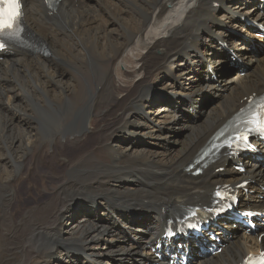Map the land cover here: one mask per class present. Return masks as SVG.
Here are the masks:
<instances>
[{
  "label": "bare ground",
  "instance_id": "6f19581e",
  "mask_svg": "<svg viewBox=\"0 0 264 264\" xmlns=\"http://www.w3.org/2000/svg\"><path fill=\"white\" fill-rule=\"evenodd\" d=\"M22 1L27 30L45 53L32 52L34 45L26 42V49L12 47L0 60V242L17 229L11 208L21 172L43 164L42 151L45 157L60 147L64 153H80L74 161L58 154L68 165L66 180L59 184L46 222L32 213L26 218L24 242L17 248L24 259L18 264H105L111 256L114 264H156L149 246L161 239L170 213L207 203L221 183L250 181L241 194L243 205L264 213L259 165L248 163L245 175L231 168L218 173L229 164L223 158L198 177L187 170L242 100L263 89L264 52L248 54V44L239 40L228 37L238 57L251 65L248 79L237 73L216 84L203 67L227 70L213 41L215 36L227 41L220 21L231 24L236 15L249 14L251 21L264 25V5L251 6L252 0H60L51 8L45 0ZM87 79L95 90L88 82L82 86ZM205 92L210 102L203 99ZM188 106L198 110L194 123ZM47 114L59 130L50 119L45 128L37 125ZM113 119L123 143L112 137ZM8 128L21 135H9ZM87 138H96L105 159H96L93 147L84 149ZM149 138L155 143H147ZM80 185L89 193L85 188L74 191ZM73 191L70 207L83 208L80 219L73 211L76 221L63 214ZM101 201L106 209L99 207ZM131 208L152 213L138 225L131 223L127 232L113 215ZM231 227L217 229L227 243L220 255L194 258L193 264H240L264 249L258 235L239 234Z\"/></svg>",
  "mask_w": 264,
  "mask_h": 264
},
{
  "label": "rangeland",
  "instance_id": "374dc122",
  "mask_svg": "<svg viewBox=\"0 0 264 264\" xmlns=\"http://www.w3.org/2000/svg\"><path fill=\"white\" fill-rule=\"evenodd\" d=\"M249 5L252 6L253 3L250 2ZM220 13L221 12L219 10V14ZM220 22H222V24H223V25H221V28H223V27L227 28L232 33V35L246 34L245 31L242 28H240V26H236L235 28H228L227 19L226 20H221ZM240 30L241 31L243 30V31L241 32ZM228 35H229V33H228ZM228 35L225 36V39L227 40V42H226L227 45L229 47H231L232 45L230 44V41L228 39ZM238 40L240 41V39H238ZM253 52H255V51L250 50V49L248 50L249 54H251ZM215 53L219 54V55H222L224 57L225 60H223V61L225 62L226 67H227L226 68L227 70L222 71V73L219 72L218 66L215 67V71H216L217 76H218L219 84H221V82H222L221 78L226 77L228 79H233V76H235L237 72H235V69L233 67H230L228 65V59H227V55L228 54H227V52L221 51L220 49L216 48ZM243 78L244 79H248L249 75L248 76L246 75ZM87 82L89 83L88 85L91 86L93 90H95V87H94L95 85L89 79H87V81L86 80L83 81L82 86L86 85ZM162 85H165V82H163ZM222 92L225 94V91H222ZM202 94H203V96H202L203 99H205L206 101L208 100L210 102V99H211L210 94L208 92H205V93H202ZM202 106H201V108H202ZM201 108H199V112H200ZM6 113H7V111H5V114ZM186 113L193 120V123L197 121L198 116H199L198 112L194 115L193 113H191V111L189 109V110H187ZM49 114L51 115V112ZM49 114L44 116L45 117V121L43 123H37V125L39 127L40 126H43L44 128L46 127L45 123L50 119V115ZM50 120H51V122L54 123V127H55L56 131L59 130L57 125H55L56 123L54 121H52L53 119H50ZM114 121L115 120L113 119L112 120V124H113ZM110 122H111V120L109 119L108 123L110 124ZM135 123H137V124L142 123V120H139V122L135 121ZM58 124L60 125L61 122H59ZM114 125L115 126H114V129H113V132H112V137H113L114 141H119L120 143H123L124 142V138H123V135L120 133V131L117 128L116 121H115ZM137 126H139V125H137ZM139 127H140V132H141L142 131L141 126H139ZM8 133H10L9 135H13V136H20L21 135L19 129H16V131H15V129L8 128ZM93 139H94V141L92 140V138H87L85 140L86 143L84 141V143H85V144H83L84 149L87 148V147H89V148L93 147L95 149L94 157L96 159H98V158L100 159L101 157L104 156L101 159H105L106 156H105V154L102 151L103 149L100 148V147H99L100 149L97 148L96 145L94 144V143H96V141H95L96 138H93ZM146 142L147 143H149V142L150 143H155V140L149 138V140L146 141ZM160 142H166L167 146H168V142L167 141L160 140ZM160 146H162V145L160 144ZM0 148L4 152V149H2L1 146H0ZM96 148H97V151H96ZM79 151H80L79 149H75V150L71 151L70 153H68V152H65V153H66V156L69 159L74 161L75 159H77V156H79V153H80ZM54 153L55 154L52 157H50L49 154H47L46 155L47 157H45L44 152L42 151L40 154H41V156H43V158H45L44 159V163L36 165V167L38 166L37 168L35 166L33 167V166L30 165L29 171L25 170L24 172H21L22 173L21 178L19 179V181H18V183L16 185L17 189H18L17 196L13 198L14 201H15V207L11 208V213L14 214L13 215L14 224H15L14 227L17 228V229H15V231L13 232L14 234L12 235L11 238L4 237L3 240L0 242V264H15V263L18 264V263L23 261V259H24L23 258V254L18 249H20V246L24 242L22 240V237H21L22 236L21 234L24 233L23 232L24 229L22 227H24L25 224H28L27 219L30 216L29 214H31V213L33 214L32 218H34V214H35L36 217H37L36 220L42 221V222H46V220H48V218L50 216H52V213L54 211V206H53L54 197L56 196V193L59 190V184L63 183L66 180V177H67L66 171L68 170V165L62 164L61 163V159L58 157L59 153L65 154L64 150L62 151V147H60L59 149H56ZM30 164H31V162H30ZM44 165H48L50 168L49 167H45ZM157 167L159 168V166H157ZM263 172H264V170H263ZM23 173H24V175H23ZM216 183L214 181L212 182V184H216ZM110 185H114V184H110ZM81 188H83V189L85 188L84 189L85 193H87V194L89 193L86 190V187H84L82 185L78 186L74 191L77 192ZM74 191H73L71 197L69 198V200H68V202H67V204L65 206L63 214H65L69 219H71L73 221H76L77 220L76 218L75 219L72 218L74 216L73 215V211L78 213L79 219H80L81 216H82V215L80 216V211H82L83 208L81 206H78L76 208H71L70 207L71 206L70 200L74 197V194H75ZM86 201H88V200H86ZM32 207H33V209H32ZM99 207H101L103 209H106L105 204L102 201L100 202ZM51 211H52V213H51ZM121 213H122V216L114 214L113 218L117 222H120V220H122V222L124 223V225L122 227L127 232H128V229L131 226L130 225L131 223L135 222L138 225L139 223L145 221L148 218V216H149V214L147 212L139 210V209H133V208H131L130 210H124L123 209L121 211ZM20 219H22V220H20ZM79 219H78V221H79ZM63 221H64L65 225L69 224V222L67 220H63ZM21 223H22V225H21ZM40 224H41V222H40ZM143 225L144 224H142V226H141V230L143 229ZM112 226H114V224H112ZM140 233L142 235H144V233L142 231ZM6 235L10 236V233L8 232ZM71 236L74 237L75 234H71ZM13 241L15 243L14 245H13ZM144 242L145 241L143 240V241L140 242V244L142 246H144V244H145ZM6 243L9 244V245H7ZM6 247H8V248H6ZM12 250H13V254L11 253ZM7 251H8V253H7ZM57 252L62 253L63 255L67 253L66 250L64 252H62L60 249H57ZM116 255L117 254H115V256ZM112 258L113 257L111 256L109 261H105V264H114L116 261L114 259L111 261Z\"/></svg>",
  "mask_w": 264,
  "mask_h": 264
},
{
  "label": "snow or ice",
  "instance_id": "6c2138e0",
  "mask_svg": "<svg viewBox=\"0 0 264 264\" xmlns=\"http://www.w3.org/2000/svg\"><path fill=\"white\" fill-rule=\"evenodd\" d=\"M20 7L19 0H0V32L10 30L17 25L21 14ZM260 130L264 132V125L260 126ZM243 138L247 139L246 136Z\"/></svg>",
  "mask_w": 264,
  "mask_h": 264
}]
</instances>
